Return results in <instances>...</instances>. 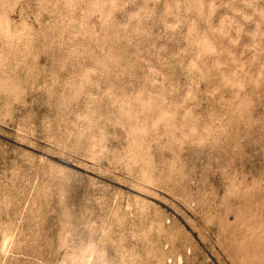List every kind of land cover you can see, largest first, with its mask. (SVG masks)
Instances as JSON below:
<instances>
[{
    "label": "rangeland",
    "instance_id": "1",
    "mask_svg": "<svg viewBox=\"0 0 264 264\" xmlns=\"http://www.w3.org/2000/svg\"><path fill=\"white\" fill-rule=\"evenodd\" d=\"M0 264H264V0H0Z\"/></svg>",
    "mask_w": 264,
    "mask_h": 264
},
{
    "label": "water",
    "instance_id": "2",
    "mask_svg": "<svg viewBox=\"0 0 264 264\" xmlns=\"http://www.w3.org/2000/svg\"><path fill=\"white\" fill-rule=\"evenodd\" d=\"M59 162L62 163V164H65V165H67V166H70V167L72 166V165H70L69 163L64 162V161H60V160H59Z\"/></svg>",
    "mask_w": 264,
    "mask_h": 264
},
{
    "label": "bare ground",
    "instance_id": "3",
    "mask_svg": "<svg viewBox=\"0 0 264 264\" xmlns=\"http://www.w3.org/2000/svg\"><path fill=\"white\" fill-rule=\"evenodd\" d=\"M90 260V259H89ZM245 261V260H244ZM92 262V261H91Z\"/></svg>",
    "mask_w": 264,
    "mask_h": 264
}]
</instances>
